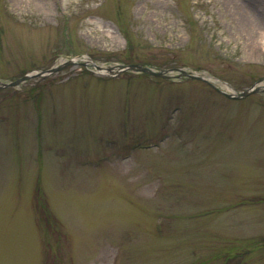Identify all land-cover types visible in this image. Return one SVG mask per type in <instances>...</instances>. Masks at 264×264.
Instances as JSON below:
<instances>
[{
  "label": "rangeland",
  "instance_id": "rangeland-1",
  "mask_svg": "<svg viewBox=\"0 0 264 264\" xmlns=\"http://www.w3.org/2000/svg\"><path fill=\"white\" fill-rule=\"evenodd\" d=\"M0 264H264V0H0ZM264 85V84H263ZM230 92V91H229Z\"/></svg>",
  "mask_w": 264,
  "mask_h": 264
},
{
  "label": "water",
  "instance_id": "water-1",
  "mask_svg": "<svg viewBox=\"0 0 264 264\" xmlns=\"http://www.w3.org/2000/svg\"><path fill=\"white\" fill-rule=\"evenodd\" d=\"M74 60H70L67 61L66 63H63L62 65L56 66L48 71H44V72H40L37 74H27L25 76H23L22 78L11 82V83H3L0 82V88H8V87H15L25 81H27L28 79L32 78V77H37V76H43V75H47V74H51V73H55L57 71L62 70L64 67H66L67 65L70 64H74ZM85 65H88V63H85ZM92 66L95 67V69L99 72L101 71H106L109 75L111 76H115L118 75L120 73H122L123 71H133L136 73H150L159 77H166L167 74L171 73L174 70H160V71H155L150 67L144 66V65H138V64H132V65H117L111 68H103L100 65H97L95 63H92ZM176 72L179 73L178 77H187V78H191V79H199V80H206L205 77L199 75V74H192L189 73L187 70L185 69H175ZM262 82H264V79L260 80L258 83H256L253 87L242 91V92H238V93H227V92H223L225 95H227L229 98H234V99H241V98H245L248 97L251 94L254 93H258L262 90H264V86L260 85L262 84ZM229 87V86H228Z\"/></svg>",
  "mask_w": 264,
  "mask_h": 264
}]
</instances>
